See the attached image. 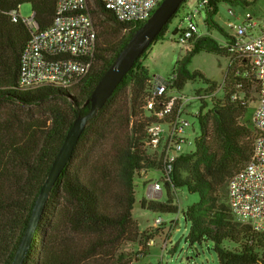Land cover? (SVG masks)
Here are the masks:
<instances>
[{
  "label": "trees",
  "instance_id": "trees-1",
  "mask_svg": "<svg viewBox=\"0 0 264 264\" xmlns=\"http://www.w3.org/2000/svg\"><path fill=\"white\" fill-rule=\"evenodd\" d=\"M210 1L214 11L208 24L229 38L214 21L218 2ZM93 2L90 11L98 38L89 74L79 82L69 80L67 87L58 81L21 87V54L30 32L21 21L14 23L10 13L29 4L39 28L45 30L53 22L57 0H0V264L13 263L34 205L73 122L89 112L94 89L143 25L118 41L126 26L100 0ZM168 29L169 25L135 62L82 134L52 189L23 264H132L124 245L138 243L143 247L142 255L147 250L145 244L153 237L140 231L133 216L135 175L156 165L142 145L147 126L143 106L151 80L142 59ZM203 51L227 58L215 40L200 39L176 62L178 88L197 78L207 81L202 73L188 69ZM234 73L230 67L227 76ZM252 86L243 87L247 96ZM43 105L48 106V116L36 118L32 109ZM246 111V104L233 102L205 113L194 152L176 161L172 176L176 189L198 196L184 213L190 225L187 242L190 246L211 243L218 264H264V234L253 232L248 224L234 223L228 199L230 177L253 152L256 132L247 122L241 123ZM166 190V202L143 199L141 208L177 214L178 206L170 189Z\"/></svg>",
  "mask_w": 264,
  "mask_h": 264
},
{
  "label": "built area",
  "instance_id": "built-area-1",
  "mask_svg": "<svg viewBox=\"0 0 264 264\" xmlns=\"http://www.w3.org/2000/svg\"><path fill=\"white\" fill-rule=\"evenodd\" d=\"M216 1L218 5L219 0ZM222 1L232 4L239 0ZM100 2L114 14L119 23L126 26L124 31L128 33L144 24L163 0ZM92 7L93 0H57L55 17L45 30L39 28L34 13L29 19H23L19 9L10 13L14 23L21 21L30 32V38L21 54V87L54 81L67 87L69 80L79 82L89 74L98 38L90 11ZM213 11L210 0H200L196 6L175 15L176 25L172 32L176 44L187 51L205 38L201 26L209 25L208 17ZM228 15L236 18L232 9L228 10ZM237 20L236 23L228 24L233 34H229L226 42L218 43L225 50L230 62L229 68L235 69L233 75H226L222 84H210L205 90L186 94L184 90L189 81L184 87L178 88L176 84L179 76L176 70L168 80L154 78L149 81L143 106L147 126L142 145L145 154L155 160L154 171H159L161 178H145V183L148 186V199L162 198L163 187L165 190L168 187L171 192L179 190L172 182L174 167L180 157L194 152L187 153L185 150L189 146L195 147L196 139L200 137L202 116L226 103L248 105L255 96L257 107L252 121L256 136L252 156L230 177L228 199L235 217L249 224L253 232L264 234V20H255L250 13ZM247 85H253V94L251 92L249 96L242 90ZM197 105L199 109L193 111ZM190 116L199 128V134L193 140H190V131L195 132V129L194 123L188 118ZM162 223L163 220L158 218L154 226L158 228ZM148 245H154V240H149Z\"/></svg>",
  "mask_w": 264,
  "mask_h": 264
},
{
  "label": "rangeland",
  "instance_id": "rangeland-1",
  "mask_svg": "<svg viewBox=\"0 0 264 264\" xmlns=\"http://www.w3.org/2000/svg\"><path fill=\"white\" fill-rule=\"evenodd\" d=\"M251 1V0H250ZM200 0H187L178 10L177 16L196 6ZM94 9V7H92ZM232 9L236 13V18L228 15V10ZM250 13L255 20H264V0H256L250 3L248 7H244L240 4L232 5L225 1L219 0L217 5V14L215 15V23L223 29L227 34L232 35L233 31L228 28V23H236L245 14ZM19 14L23 19H29L33 15L31 5L24 4L19 8ZM94 24L98 33V27L96 26L95 19ZM176 25V21L173 19L169 24V29L163 39L155 42L147 54L142 59V63L148 68L151 79L160 78L168 80L176 67V62L183 58L187 52L191 51L194 46H191L187 51L182 49L176 44L173 36V26ZM201 31L205 33L204 37L213 38L215 41L221 43L226 42V38L211 25L201 26ZM123 30L120 34L118 41H120L124 35ZM217 42V43H218ZM197 43V42H196ZM230 62L228 58L219 56L215 53H207L205 51L196 55L189 65L190 72L198 71L202 73L207 81L199 78L188 82L184 92L186 94H192L196 90H205L212 83L215 85L222 84L223 79L227 75ZM253 94V91H252ZM247 105V111L245 118L241 123L247 122L249 127L255 130L252 121L253 112L257 107L256 97L253 96L252 101ZM199 105L195 107V110L199 109ZM48 106L33 108V114L36 118H43L46 116V110ZM191 123H194L195 132L190 131V140H193L199 134V128L194 122V119L188 117ZM194 146L186 148L187 153L193 152ZM154 169H142L135 175V206H134V219L139 221V229L142 233L152 235L154 245H148L146 242L147 250L141 254V248L138 243H128L124 245L123 251L129 255L132 264H218L217 255L213 250L211 243L206 242L201 245L190 246L186 238L189 233L190 225L186 222L184 213L186 209L192 204L198 201L197 195H189L184 189H179L175 192H171V196L174 199V205L178 206L177 214H162L154 213L147 210H143L140 206V202L144 199L148 202L154 201L164 203L167 200V194L165 187H163L164 195L160 199H148L146 195L145 178L148 180L157 179L160 180L161 175L159 171ZM162 219L163 223L157 228L154 226L156 219ZM136 220V221H137ZM233 221L239 225L247 224L245 221L233 216ZM249 225V224H248ZM229 248H234L231 244H226Z\"/></svg>",
  "mask_w": 264,
  "mask_h": 264
},
{
  "label": "water",
  "instance_id": "water-1",
  "mask_svg": "<svg viewBox=\"0 0 264 264\" xmlns=\"http://www.w3.org/2000/svg\"><path fill=\"white\" fill-rule=\"evenodd\" d=\"M187 0H163L152 16L137 30L113 64L103 75L90 98V110L86 115L78 116L54 160L53 166L44 183L12 264H23L34 239L35 231L40 223L52 189L60 178L65 167L73 157L76 145L89 123L94 120L118 85L130 72L135 62L157 39L161 31L170 24L180 7Z\"/></svg>",
  "mask_w": 264,
  "mask_h": 264
},
{
  "label": "crops",
  "instance_id": "crops-1",
  "mask_svg": "<svg viewBox=\"0 0 264 264\" xmlns=\"http://www.w3.org/2000/svg\"><path fill=\"white\" fill-rule=\"evenodd\" d=\"M254 1H256V0H253V1H250V0H243V2H235V3H232V5H238V4H240V5H242V6H244V7H248L249 5H250V3L251 2H253L254 3ZM235 19V18H234ZM230 23V22H229ZM228 23V24H229ZM218 42V41H217ZM220 42V41H219ZM218 42V43H219ZM144 189L146 190V195H147V193H148V186L146 185L145 187H144ZM133 216L135 217V214H134V212H133ZM137 220V219H136ZM137 222H138V225H139V221L137 220ZM140 227V226H139Z\"/></svg>",
  "mask_w": 264,
  "mask_h": 264
}]
</instances>
